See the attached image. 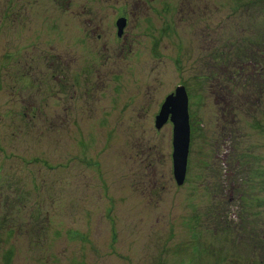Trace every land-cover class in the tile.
Wrapping results in <instances>:
<instances>
[{
  "label": "rangeland",
  "instance_id": "374dc122",
  "mask_svg": "<svg viewBox=\"0 0 264 264\" xmlns=\"http://www.w3.org/2000/svg\"><path fill=\"white\" fill-rule=\"evenodd\" d=\"M248 1L0 0V160L2 151L12 154L13 165L0 164L26 187L18 188L15 202L25 206L9 212L24 226L9 217L13 230L0 228V264H155L158 252L164 264H230L217 252H230L222 225L242 213L237 184L228 185L239 172L233 166L242 165L240 178L248 179L242 180L247 211L264 218V121H254L259 111L247 100H254L248 93L256 87L235 90L240 107L229 114L228 131L220 119L225 94H204L195 103L190 97L189 110L203 129L190 140L182 185L172 170V124L156 129L155 117L165 97L200 66L206 46L223 47L226 39L244 36L241 28L257 25L241 6ZM121 18L126 24L118 35ZM167 24L176 32L169 34ZM233 72L239 76L238 68ZM43 73L53 79L46 90L24 80L18 85L19 76L41 79ZM259 102L264 113V94ZM27 104L41 106L39 114ZM41 160L51 172L42 171ZM27 168L48 196L33 192ZM215 205L214 216H229L207 221L218 227L205 240L214 252L180 251L190 241L186 223ZM28 209L38 217L31 219ZM252 225L264 231V219Z\"/></svg>",
  "mask_w": 264,
  "mask_h": 264
},
{
  "label": "trees",
  "instance_id": "16d2710c",
  "mask_svg": "<svg viewBox=\"0 0 264 264\" xmlns=\"http://www.w3.org/2000/svg\"><path fill=\"white\" fill-rule=\"evenodd\" d=\"M241 6L245 7L246 9L250 8L249 11L251 13L249 15L246 13L248 11L245 12L247 14L246 19L250 21V16H251L252 20L255 21L257 25L256 26L250 25L249 27L241 28L242 29L241 31H243V33L245 32L243 34L244 36L240 38L238 37L239 39L238 38L236 39L231 38L230 40L226 39V41L223 43V47L212 49V47L210 48V46L208 47L206 46V49L204 50L205 52L203 53L204 57L203 56L198 57L197 65H200V66L196 67L195 69L193 68L191 71H189L185 79H183L182 83L177 85V86H184L187 92V96H188V112H189L191 143H193V136L203 129L202 128L203 125H201V127L198 126V123L196 122V120H194L193 110H189L190 97L193 99V101L191 102L195 103V102L202 100L204 94L213 93L214 96L222 95L219 93L225 94L226 102H224V106L220 107V111H221L220 119L222 121L221 129L228 131L229 125L227 126V121L229 118V114L231 112H238L237 109L240 107V105L236 103L235 100L233 99V97L235 96V90H238L239 88L240 90L242 89L248 90L250 89L249 85L253 84V88L256 87L255 92L254 93L249 92L248 94L254 97L253 98L254 100L250 101L249 98H247V100H248V103H252L251 105L252 110L257 111V112L259 111L258 114L252 115L254 121L256 122H258V120L259 122H261V120L264 121L263 109L261 108V104L259 102L262 94H264V77L262 78L260 75L256 77L254 75V73H257L255 72L256 69H258L261 74H264V65L262 64L264 62L263 61L264 57H262L263 51H264V0L248 1L246 3H243ZM243 7L242 9H244ZM171 26H173V30L170 29ZM174 26H175L174 24L168 25L167 29L169 30V34H173L176 32V30L174 29ZM204 34H205V38L207 39L208 33L205 32ZM25 62H28V61L25 60ZM252 64L254 65L253 66L254 69L252 68V71L250 72L248 68L251 67ZM30 66L31 64H27V67H30ZM236 68H238V70L240 71V73L238 72L239 74L238 77L233 72L234 69ZM59 73H58L59 75L63 74L61 67L59 68ZM66 74H64L65 77L67 76ZM242 74H243V77H242ZM18 79H19V84H18L19 86L21 84L26 85L30 83L29 86L31 87H33L32 85L38 86L39 89L43 88L44 90H46V87L48 86L47 83L50 82L52 84V81H53V79L51 78V74L49 76L47 73H43V77L41 79L39 78L32 79L27 75L19 76ZM72 79H73L72 86H75L78 82V79L75 76ZM21 80H24V82L20 84ZM62 82H65V81H60V83ZM221 84L225 88H223ZM177 86L174 88V90L171 93L175 91ZM20 99L23 100L24 98H20ZM214 99L217 103L218 101L216 100V97ZM26 106H28L26 107L28 110H32V111L36 110L35 111L37 112L36 114H39V109H41V106H39L38 104H32V105L27 104ZM34 116L36 117V115ZM36 119L40 123H45L43 122V119L42 120H39V118H36ZM38 126L41 127V124ZM234 141L235 140L233 139L231 140L232 147H234L233 145ZM232 147H231L232 151L230 152V155L234 156L236 151ZM195 153L199 154L197 155L198 157H200L201 155L203 156L201 149H196ZM189 155H188L187 163H189V166H190L189 161L191 158ZM204 156H203V159H199L200 162L202 163H204ZM12 157H13L12 154H4V152L2 151L0 162L2 161L4 163V168L8 165L9 169H11L13 165ZM41 164H42L41 168L43 172L45 171L51 172L49 168L45 167V163L42 160H41ZM237 164L239 165L240 163L237 161ZM187 168H188V164H187ZM233 168L238 169L239 172H235V174L233 173L234 179L233 181L229 180L228 185L230 184V186L231 185L236 186L237 184V189L238 191H240V193L238 194L239 206H237V208L239 209L240 207V210L242 213L240 215L238 214L235 215L237 216V219L235 222L233 223L230 222V225L228 226L222 225L221 230L226 231L223 241L227 245L226 249H229L230 252L222 253L221 252L222 248H221L217 252V256L220 260H222L225 263H227V260H229L230 264L241 262V261H243L244 263H246V261H251V264H264V231L259 232L258 229H255L254 225H252V224L257 223V219H264V218H261L258 213H253V212L249 213L247 211V205L249 206V204H248L247 198L245 197L246 191L244 192L242 188V185L244 186V184L242 183V180H244V178L243 179L240 178L241 175H243L244 173L242 172L244 169L242 165H240L239 167L236 165V166H233ZM249 168L250 167H248V169ZM18 170H21V168L19 167ZM2 171H3V168H2V165L0 164V204L4 203V207L6 206L5 209L7 211L5 213L4 207L0 205L3 207V213L1 216H4L6 214L4 218L3 217L0 218V228L2 226L7 227L8 225H11L10 227H12V229L8 227L7 228L13 230L14 224H9L11 222V219H8L9 217L17 218V219H12L13 223H17L18 220H20L21 226L22 227L24 226L23 221H21L24 219H18L19 218L18 213L14 214L13 212V216H11L12 214H9V212L12 208L22 209V207L25 206L22 203L15 204V202H16V198H18L17 195L20 194V191L18 192V194H16L18 191V188L23 189L26 187H24L23 184L21 185L18 183L19 178L16 177L14 174H12L13 176H10L9 173L3 174ZM26 173L25 175L28 177V181L31 182L32 187L30 188L33 189V192L35 193L37 191L40 192L39 189H41L42 193H44V196H48L49 195L48 191L45 188L40 187L41 185L37 183L39 181H38L36 172L33 171L32 169L27 168ZM246 180L248 182V179H245L244 181L246 182ZM40 181L42 180L40 179ZM205 187L207 189V186ZM232 190L236 191L234 187L232 188ZM1 198L3 201L1 200ZM218 205L220 204L218 203ZM217 206L215 205L209 208L208 212L206 211L204 213H200L198 211L194 213V215L192 216V219L190 220V223L189 222L186 223L187 227L190 230L189 232L190 241L187 244L185 243L184 246L179 245V248H181L180 251L190 250L191 253H195L198 255L202 253L204 249H206V251L211 250L214 252L213 250L214 245L210 243L209 244L210 246H207L205 240L209 239L211 234L215 236L216 232H218L216 231L218 227L217 226H214V228L208 227L207 221L209 219H212L213 221H215V219H223V217L225 216L227 219V217L229 216V214L223 215L225 212L219 213L221 215L220 217L214 216V214H218ZM28 212L30 213L29 209H28ZM38 215H39L38 210L37 211L35 210V212L32 214L30 213L29 216L32 219V218H35V216L38 217ZM212 240L214 241L215 239L213 238ZM256 250L258 251V253H256ZM160 251L163 252V250H160ZM160 254L161 252H158L155 255L154 257L155 264H164V262L160 260V256H159ZM6 263L9 264V261H6ZM191 263H194V262H191Z\"/></svg>",
  "mask_w": 264,
  "mask_h": 264
},
{
  "label": "water",
  "instance_id": "95a60500",
  "mask_svg": "<svg viewBox=\"0 0 264 264\" xmlns=\"http://www.w3.org/2000/svg\"><path fill=\"white\" fill-rule=\"evenodd\" d=\"M118 35L125 27V18L118 21ZM172 124V170L175 181L182 185L187 172L190 143L188 96L184 86H177L165 97L155 117V127L160 129L167 122Z\"/></svg>",
  "mask_w": 264,
  "mask_h": 264
}]
</instances>
